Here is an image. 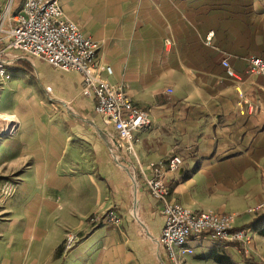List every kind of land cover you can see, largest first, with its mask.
I'll list each match as a JSON object with an SVG mask.
<instances>
[{
    "label": "crops",
    "instance_id": "obj_1",
    "mask_svg": "<svg viewBox=\"0 0 264 264\" xmlns=\"http://www.w3.org/2000/svg\"><path fill=\"white\" fill-rule=\"evenodd\" d=\"M22 2L0 0L8 28ZM60 2L100 43L99 61L112 69L104 78L151 123L136 132L133 154L83 93L81 73L27 54L11 64L0 99V190L6 180L15 190L0 194V264H219L214 252L264 264V225H252L264 212V76L247 70L250 57L264 60V0ZM174 156L183 162L172 170ZM152 163L162 165L172 202L235 214L250 242L193 240L182 263L172 259L158 241L165 203L146 182ZM111 208L119 225L88 226ZM87 226L59 262L65 230Z\"/></svg>",
    "mask_w": 264,
    "mask_h": 264
},
{
    "label": "built area",
    "instance_id": "obj_2",
    "mask_svg": "<svg viewBox=\"0 0 264 264\" xmlns=\"http://www.w3.org/2000/svg\"><path fill=\"white\" fill-rule=\"evenodd\" d=\"M13 22L8 28L5 14H0V99L11 77L9 66L23 54L41 57L65 71H77L84 77L83 93L95 101L96 113L112 122L119 138L134 154L136 132L150 125V114L148 110L135 105L120 85L111 84L104 78L103 72L110 74L112 69L99 61L100 43L86 36L80 25L65 15L60 0H23L13 16ZM222 64L229 77H236L227 59ZM247 70L251 74L264 76V60L259 56L250 57ZM246 109L249 113L256 110L252 103H247ZM182 162V157H172L170 169H178ZM150 167L154 176L146 178L147 185L151 194L165 203V224L158 241L172 259L182 263L187 254L194 252V247L188 246L193 240L212 239L237 242L243 246L250 242V230L236 226L235 214L195 211L172 202L168 197L169 188L161 181L162 165L152 163ZM14 190L15 185L7 183L0 194L9 196ZM89 220L93 224L103 225L121 223V217L113 208L93 215ZM78 240L77 233L67 232L64 250L74 248Z\"/></svg>",
    "mask_w": 264,
    "mask_h": 264
},
{
    "label": "rangeland",
    "instance_id": "obj_3",
    "mask_svg": "<svg viewBox=\"0 0 264 264\" xmlns=\"http://www.w3.org/2000/svg\"><path fill=\"white\" fill-rule=\"evenodd\" d=\"M3 93H4V91H3ZM2 93V94H3ZM3 96V95H2ZM48 101V100H47ZM21 113L23 114L24 112H23V110H21ZM21 119H25V116H23L22 115V118ZM0 121H3V117L0 115ZM7 184V180L4 182V184L3 185H6ZM1 191V190H0ZM106 225V224H105ZM88 226L90 227V228H95V227H98V226H104L103 224H100V223H98V224H93L92 222H88ZM86 227V228H84V229H79V228H73V227H69L68 229H66L65 230V232H64V234L66 235V233L67 232H70V231H74L75 233H77L78 234V238H79V240H78V242H77V244L74 246V247H76L77 245H78V243L82 240V236H86L87 234H88V230H89V227ZM64 239H65V236H64ZM60 247L62 248V251L61 252H58V250H56V254H55V258L56 259H58V261L60 262V260L62 259V253H63V255L65 254V253H68L69 251H71L72 249H70L69 251H65L64 250V240L62 241V243L60 244ZM198 251V250H197ZM234 259H238L237 257H234ZM214 264H217V263H215L214 262Z\"/></svg>",
    "mask_w": 264,
    "mask_h": 264
},
{
    "label": "trees",
    "instance_id": "obj_4",
    "mask_svg": "<svg viewBox=\"0 0 264 264\" xmlns=\"http://www.w3.org/2000/svg\"><path fill=\"white\" fill-rule=\"evenodd\" d=\"M252 225L254 228H258L261 225H264V212L258 215V217L252 222ZM61 251H62V248L59 247L58 252H61ZM212 258L219 264H238L231 258V256L225 253L214 252L212 253Z\"/></svg>",
    "mask_w": 264,
    "mask_h": 264
}]
</instances>
